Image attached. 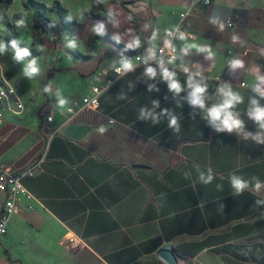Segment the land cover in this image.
Returning a JSON list of instances; mask_svg holds the SVG:
<instances>
[{
    "label": "crops",
    "instance_id": "obj_1",
    "mask_svg": "<svg viewBox=\"0 0 264 264\" xmlns=\"http://www.w3.org/2000/svg\"><path fill=\"white\" fill-rule=\"evenodd\" d=\"M8 1L11 19L27 0ZM33 1L53 22L58 2L76 23L46 64L12 70L23 72L11 86L22 109L0 123V166L46 156L24 180L31 198L10 220L0 264H165L157 253L166 245L176 264H264V121L253 115L264 109V0ZM33 11L23 12L28 22ZM184 12L181 29L194 37L176 36L174 61L133 68L98 111L64 125L97 71L134 54L153 58ZM190 80L205 89L203 106L191 103ZM229 100L225 113L239 121L231 130L210 115ZM68 126L79 140L61 133Z\"/></svg>",
    "mask_w": 264,
    "mask_h": 264
},
{
    "label": "built area",
    "instance_id": "obj_2",
    "mask_svg": "<svg viewBox=\"0 0 264 264\" xmlns=\"http://www.w3.org/2000/svg\"><path fill=\"white\" fill-rule=\"evenodd\" d=\"M204 5L209 6L213 0H202ZM189 15L184 12L178 15L177 25L173 29L165 32L162 42L159 45L156 55L153 58H145L141 54L130 55L127 58L121 59L116 64L109 68H103L97 71L90 79L88 92L80 99L79 102H73L70 107L66 109V119L64 125L70 124L72 118L78 114L87 111H98L100 106V99L114 84L130 70H123L122 62L129 61L132 65L131 70L143 64H155L158 66H166L174 61L178 56V48L174 41L177 35H184L189 39L194 36L192 34L184 33L181 29L180 22ZM50 40L56 46L60 44V34L50 33ZM231 54V52H228ZM118 69H120L118 71ZM14 92L11 85L3 78L2 68L0 64V123L5 118V115L12 112L11 100ZM53 115L47 114L46 125L44 130L48 134H53ZM111 125L113 120H108ZM45 156L39 157L37 160L31 162L23 169H14L11 167L0 166V193L3 194L4 200L0 211V245L2 239L7 234L8 226L11 218L19 212V203L21 199L26 196L31 198L27 192L24 180L26 178H33L36 175V170L45 160Z\"/></svg>",
    "mask_w": 264,
    "mask_h": 264
},
{
    "label": "rangeland",
    "instance_id": "obj_3",
    "mask_svg": "<svg viewBox=\"0 0 264 264\" xmlns=\"http://www.w3.org/2000/svg\"><path fill=\"white\" fill-rule=\"evenodd\" d=\"M10 3L11 1L8 0H1L0 3V44H3L4 46L3 51H0V64L2 68V76L16 91V89L18 90V87L22 85L23 72L12 70L22 69L25 64L32 61H35L36 64L42 62L46 64L48 60H45V53L48 50H57L60 44L59 46H56L53 41L50 40L49 34L43 33L39 30L33 31L30 29L28 27L29 22L26 14L23 13L25 11L11 19L7 17V14H9L7 8ZM18 21H23V23L18 24ZM14 44L15 46H13ZM17 50H27L28 55L22 59H17ZM18 74L20 76H17ZM13 79L15 80V83L13 82ZM12 98L11 109L14 110L16 106L22 109L21 103L18 102L15 94H13ZM28 105L31 107L32 104ZM43 110L44 108H41V117H45Z\"/></svg>",
    "mask_w": 264,
    "mask_h": 264
},
{
    "label": "clouds",
    "instance_id": "obj_4",
    "mask_svg": "<svg viewBox=\"0 0 264 264\" xmlns=\"http://www.w3.org/2000/svg\"><path fill=\"white\" fill-rule=\"evenodd\" d=\"M17 23L20 24V23H23V21H18ZM13 46H15V44ZM3 47H4L3 44H0V51H3ZM26 55H28L27 50H17L16 58L22 59ZM237 64H239L238 61L233 62L234 66ZM34 65H35V61H32L31 64L29 65V69H34ZM131 67H132V65L129 61H123L122 62L123 70H131ZM119 70L120 69H118V71ZM27 71L28 70H26V72ZM147 73L149 75L154 76L155 70L153 68H148ZM163 74H164L165 79L169 81L170 89L175 90L176 92H179L181 90V88H180L179 83L173 78V74L169 73L167 70H164ZM189 87L192 88V92L190 93L191 103L203 106L202 94L205 91V89L202 88L199 84H193L191 82V80L189 81ZM61 103H63V101H61ZM231 103H232V101L229 100L221 108L214 107V108L210 109V115H211L212 119L213 120H222L224 127L227 128L228 130H231L233 127L239 126V121L234 120L230 113L227 115H223L225 109L230 107ZM253 115H254L256 120L264 121V109L257 108L256 111L253 113ZM172 124L173 125L175 124V120L172 121ZM209 179H211V178H209ZM234 184L238 189L243 187V185L238 180H234Z\"/></svg>",
    "mask_w": 264,
    "mask_h": 264
},
{
    "label": "trees",
    "instance_id": "obj_5",
    "mask_svg": "<svg viewBox=\"0 0 264 264\" xmlns=\"http://www.w3.org/2000/svg\"><path fill=\"white\" fill-rule=\"evenodd\" d=\"M1 3V0H0ZM9 3V2H7ZM28 7L33 8L32 19L28 23V27L33 31L39 30L43 33H57L60 34L64 27H72L75 25L76 21L73 18L67 16V11L63 9L58 2H54L51 11L56 12L57 21L53 22L44 13V5L33 0H27L23 3V11ZM85 16L91 15L90 13H85ZM112 88V87H111ZM110 88V89H111ZM109 89V90H110ZM108 90V91H109Z\"/></svg>",
    "mask_w": 264,
    "mask_h": 264
},
{
    "label": "water",
    "instance_id": "obj_6",
    "mask_svg": "<svg viewBox=\"0 0 264 264\" xmlns=\"http://www.w3.org/2000/svg\"><path fill=\"white\" fill-rule=\"evenodd\" d=\"M222 106H223V102L219 101L218 108H221ZM223 115H226L225 111H224ZM61 133L64 136H66L70 139H74V140H79L83 134V132L81 130H79V128L76 126H68ZM157 255L160 259H162L165 262V264H176V258L173 254V251H172V248L170 245L163 246L158 251Z\"/></svg>",
    "mask_w": 264,
    "mask_h": 264
}]
</instances>
